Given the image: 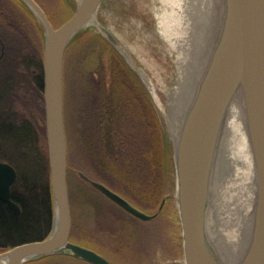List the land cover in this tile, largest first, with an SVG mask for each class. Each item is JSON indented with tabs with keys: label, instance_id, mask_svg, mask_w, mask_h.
Instances as JSON below:
<instances>
[{
	"label": "water",
	"instance_id": "obj_1",
	"mask_svg": "<svg viewBox=\"0 0 264 264\" xmlns=\"http://www.w3.org/2000/svg\"><path fill=\"white\" fill-rule=\"evenodd\" d=\"M22 1L45 30L44 99L54 226L46 238L20 242L0 252V261L24 264L43 256L70 253L93 264H115L99 251L71 240L73 214L68 184L70 165L65 120V58L73 39L94 20L126 62L132 65V61L118 36L95 18L102 0H79L73 15L58 27L53 25L36 0ZM220 2L223 16L217 29L218 35L212 43L206 66L201 69L199 64L195 90L174 138L173 156L185 264H222L218 248L207 229L210 183L228 107L240 86L244 87L256 159L258 198L250 242L239 264H264V0ZM78 174L130 214L142 220H151L158 215V212L148 213L139 208L85 171L78 170ZM16 178V168L0 161V199L20 214L22 209L11 192ZM165 202L166 198L159 210Z\"/></svg>",
	"mask_w": 264,
	"mask_h": 264
},
{
	"label": "trees",
	"instance_id": "obj_2",
	"mask_svg": "<svg viewBox=\"0 0 264 264\" xmlns=\"http://www.w3.org/2000/svg\"><path fill=\"white\" fill-rule=\"evenodd\" d=\"M89 39L106 40L101 34L98 38L92 36ZM84 40H87L85 36L71 42L65 58V116L70 165L68 183L73 215L76 206L82 210L91 205L100 208V203L104 202L92 194L90 189L102 195L90 182L80 177L78 170L85 171L115 190L112 181L124 184L127 193L119 191L122 195L144 210L154 211L161 204L168 187L174 183L170 167L173 164L172 152L157 110L115 53L105 58L104 63L102 42L85 46ZM35 43L42 58L43 37H38ZM89 53L95 61L99 58L96 64L94 61L86 64L85 58ZM7 97H11V94ZM10 119V125L0 129V157L18 168L14 186L20 193H15L13 197L21 205L22 212L17 214L0 200V252L20 242L47 237L54 221L49 163L45 160L47 150L41 152L37 136L27 122L17 115H11ZM108 208L121 217L125 216V212L133 218L128 234L135 241L136 233L147 229L148 222L145 224L110 199ZM138 224H142L144 230ZM122 245L125 248L121 249V253H124L127 246L125 243ZM71 259L88 262L70 253H61L24 264H74Z\"/></svg>",
	"mask_w": 264,
	"mask_h": 264
},
{
	"label": "rangeland",
	"instance_id": "obj_3",
	"mask_svg": "<svg viewBox=\"0 0 264 264\" xmlns=\"http://www.w3.org/2000/svg\"><path fill=\"white\" fill-rule=\"evenodd\" d=\"M78 1L59 0L60 3H58L57 0H51L48 3L49 13L53 16H51L52 19L56 21V25L62 23L64 19L68 18L76 10ZM194 6L197 10L196 12L192 10ZM194 6L192 7L191 1L187 2L189 21L195 27L192 35L193 42L191 41V46L193 47L191 48V52L195 53L194 56L200 53L202 58L199 60L201 61L205 57L207 58L210 52L216 36V30L221 25L223 9L220 0H196ZM205 6L207 8L203 9ZM162 8V3L156 0H102L95 18L103 22L119 37L130 56L132 65L126 62L120 52L109 41L103 40L104 42H102L101 40L94 39L92 41L89 39L92 36L98 38L100 37L99 33H102L94 20H91L85 26L87 31L83 35L76 36L72 43L79 41V38L83 39L85 36V39H87L84 40L85 46L93 45L98 41L102 42L104 63L105 58H109L111 53H115L121 59L156 108L166 136L167 145L173 154L175 139L172 135L171 126L175 123L174 131L179 129L180 120H182L185 109L195 90L196 75L200 72L196 71L199 65H192L191 67L187 64L184 67L186 72L184 75V69L181 68L179 62L178 47L174 49L168 46L166 38H163L160 32V18L157 13H160ZM189 36L191 37V35ZM37 39L38 37L35 36L34 42ZM178 44L182 47L184 42L180 40ZM19 45L22 46V43L13 44L11 42V47H13L10 54L11 98H14L13 92L19 94L23 99L29 100L27 106L30 107L28 108H33L40 115V109L36 106L32 107L36 104L33 87L30 84H26V87H24L22 81L20 84L14 82L17 80L14 79L15 75H17L14 69L15 65L20 67V71L23 69V64L18 61V56L27 58L25 66L30 72L31 78L35 76L33 69L36 67L34 64L37 63V59H35L31 50L23 54L19 53V51L15 52V49ZM184 51L187 52L188 48L184 47ZM92 56L90 53L86 56V64L93 61L96 64L99 60V58H96L95 61ZM19 85L22 86V89L18 87ZM153 89H155V92L159 96V102L154 97ZM27 106L23 112H25L28 118H31ZM43 115L45 116L44 111ZM89 163L96 170L90 160ZM170 167L174 183L166 190L164 196L166 202L161 210H159V207L154 211L148 210L150 213L158 212V215L147 223L148 227L145 231L139 229L141 232L138 231L137 235H134L137 237L136 241L133 237L130 238L128 234V231L131 230L133 218L125 212L124 215L126 217L116 214L112 208H108L109 199L91 189L92 194L104 202L100 203V208L94 205H91L90 208L86 207L85 210H82L80 206L75 207L76 212L73 215V239L98 250L116 264H185L184 240L177 200L175 169L173 171L174 161L173 164H170ZM111 183L118 192L127 193L123 186L124 184H116V181H112ZM218 204L219 202L217 201L215 203L216 206L214 205V213L218 211ZM215 222L217 223V221ZM138 227L144 230L142 224H138ZM114 243L117 244L115 245ZM124 243L127 247L124 253H121V249L125 248L122 245ZM248 244L249 236L244 247ZM71 261L74 264H90L74 259H71Z\"/></svg>",
	"mask_w": 264,
	"mask_h": 264
},
{
	"label": "bare ground",
	"instance_id": "obj_4",
	"mask_svg": "<svg viewBox=\"0 0 264 264\" xmlns=\"http://www.w3.org/2000/svg\"><path fill=\"white\" fill-rule=\"evenodd\" d=\"M156 1H160L163 5L162 11L157 13L160 18L161 35L166 38L168 46L174 49L178 47L179 62L181 68L184 69V75L186 73L184 67L187 64L191 67L200 64L201 69L204 68L213 46L208 57L201 62L199 59L202 55L199 53L194 56L195 53L191 52L195 27L189 21L187 2L191 1L193 7L196 0ZM205 8L207 6L203 7ZM192 10L197 11L195 6ZM180 40L186 45L183 44L181 47L178 44ZM184 47L188 48L187 52L184 51ZM196 71H199V68H196ZM152 92L159 102L155 89ZM171 129L175 138L178 132L174 131L175 123ZM257 198L256 159L250 135L244 87L240 86L228 107L210 183L207 229L218 248L222 264H239L243 258L248 248V245L244 247V244L248 236L250 240L254 227ZM217 201L219 208L217 213H214L213 208ZM0 264H6V262L0 261Z\"/></svg>",
	"mask_w": 264,
	"mask_h": 264
},
{
	"label": "flooded vegetation",
	"instance_id": "obj_5",
	"mask_svg": "<svg viewBox=\"0 0 264 264\" xmlns=\"http://www.w3.org/2000/svg\"><path fill=\"white\" fill-rule=\"evenodd\" d=\"M36 1L45 10L46 14L48 15L49 19L52 21L54 26H57L56 22L52 19L51 14L48 10V3L51 0ZM36 25H38L39 28ZM43 34L44 27L42 23L40 22V20H37L34 17L33 11L28 7L26 3L13 0H0V129H6L8 125H10L11 115H17L20 120L27 122L34 130L37 136L38 146L41 149V152L42 150H44V152L45 150H47L45 152V160H48L49 163V153L46 138V108L44 99L43 55L41 58L39 53L40 51L38 50L36 43L34 42L35 36L40 38V36L42 37ZM11 42H13V44L22 43V46L19 45L20 48L17 47L15 49V52L19 51V53L23 54L28 50H31L35 56V59H37V63L34 64L36 65V67L33 69L35 76L31 78L30 72L25 66V61L27 58L18 56V61L23 64V69L20 71V67H17L18 65H15L14 69L15 72H17L16 74L18 76L15 75L14 79L17 80L14 82L20 84V82L22 81V85L24 87H26V84H30L33 87L35 91L36 104L32 107H38L40 109L41 116L33 108H28L30 107L27 106V102H29V100H26L25 98L23 99L19 94L13 92V99L11 97H7V95L10 96L11 94L10 54L11 49L13 48L11 47ZM18 87L22 89L21 85H19ZM26 106L29 110L31 118H28L25 112H23ZM43 111L45 116L43 115ZM0 161L10 162L2 157H0ZM14 166L18 172V168L16 167V165ZM48 177H50V170ZM48 177H46L47 183H49ZM14 185L15 182L11 186L13 199L15 193H20L19 190L15 189ZM0 200L3 201L2 199ZM17 203L19 204V202Z\"/></svg>",
	"mask_w": 264,
	"mask_h": 264
}]
</instances>
